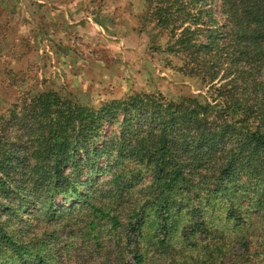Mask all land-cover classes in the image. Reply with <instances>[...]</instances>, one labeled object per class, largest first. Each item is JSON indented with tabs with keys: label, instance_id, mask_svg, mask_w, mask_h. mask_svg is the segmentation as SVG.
I'll return each mask as SVG.
<instances>
[{
	"label": "trees",
	"instance_id": "16d2710c",
	"mask_svg": "<svg viewBox=\"0 0 264 264\" xmlns=\"http://www.w3.org/2000/svg\"><path fill=\"white\" fill-rule=\"evenodd\" d=\"M140 1L151 47L161 53L165 37L163 52L203 93L136 91L93 106L38 90L9 103L0 264H51L40 246L54 235L23 213L49 224L60 199L63 215L80 201L94 253L118 264H264V0Z\"/></svg>",
	"mask_w": 264,
	"mask_h": 264
},
{
	"label": "rangeland",
	"instance_id": "374dc122",
	"mask_svg": "<svg viewBox=\"0 0 264 264\" xmlns=\"http://www.w3.org/2000/svg\"><path fill=\"white\" fill-rule=\"evenodd\" d=\"M208 2L218 9V0ZM142 10L140 0H0V115L9 103L38 90L69 92L93 106L136 91L167 98L203 93L199 80L182 73L178 60L163 52L165 37L158 44L161 53L151 47L149 29L137 19ZM106 130L116 132L117 126ZM72 202L75 214L63 215L67 202L60 199L49 224L38 221V213H23L37 234L54 235L40 246L46 260L118 264L114 255L104 256L105 250L94 253L81 216H75L85 209L80 201ZM109 226L104 221L100 230L108 250L117 241Z\"/></svg>",
	"mask_w": 264,
	"mask_h": 264
}]
</instances>
